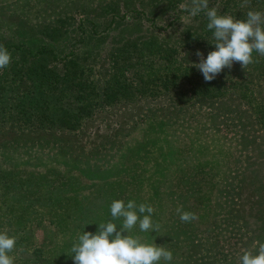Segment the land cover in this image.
Instances as JSON below:
<instances>
[{
	"label": "rangeland",
	"instance_id": "obj_1",
	"mask_svg": "<svg viewBox=\"0 0 264 264\" xmlns=\"http://www.w3.org/2000/svg\"><path fill=\"white\" fill-rule=\"evenodd\" d=\"M71 1L0 0V35L18 38L22 34L17 20L28 29L35 25L38 11L51 15L54 8ZM148 30L139 34L150 36ZM253 92L247 134L252 142L247 140L245 148L238 144V133L236 139L228 138L220 119L210 118L204 109L193 110L197 104L178 121L181 129L163 120L154 122L155 117L143 118L148 108H170L171 103L140 99L103 104L107 108L99 111L107 114L88 118L84 127L64 137L77 146L73 156L84 160L81 152L91 147L104 151L101 140L122 131L103 168L38 147L0 156V232L17 238L14 264H73L71 248L84 231L95 234L99 224L110 221L119 230L122 218L114 220L110 213L117 199L155 209L152 221L159 231L141 232L137 225L128 234L170 250V264H238L245 251L257 254L254 246L264 242V220L256 215L264 184V122L257 123L259 112H264L259 107L264 106V79L254 81ZM135 121L138 126L132 130ZM178 207L198 219L182 222ZM224 215H230L235 227H244L237 246L233 239L237 229L221 219ZM180 227L187 236L177 232ZM187 228H193L192 233ZM258 237L261 241L255 242Z\"/></svg>",
	"mask_w": 264,
	"mask_h": 264
},
{
	"label": "trees",
	"instance_id": "obj_2",
	"mask_svg": "<svg viewBox=\"0 0 264 264\" xmlns=\"http://www.w3.org/2000/svg\"><path fill=\"white\" fill-rule=\"evenodd\" d=\"M57 7L51 15L42 16L38 11L35 25L28 29L17 20L22 34L18 38H9L6 32L0 35V45L12 56L11 64L0 69V156L38 147L103 168L122 131L101 140L104 151L91 147L81 152L84 160L73 156L77 146L64 137L84 127L88 118L107 114L99 111L107 108L103 104L140 99L171 103L170 108H148L143 118L155 117L154 122L163 120L182 129L178 121L197 104L193 110L204 109L210 118L220 119L229 139H236L238 133L239 146L245 148L247 140L252 142L247 135L248 115L253 83L264 79V56L253 52L254 62L246 69L234 63L205 82L192 64L199 62L197 50L206 58L215 49L213 33L207 29L204 12L192 16L185 11L191 0H74ZM209 7H215L219 15L246 19L250 10L264 13V0H209ZM144 29H149L150 36L139 34ZM156 35L161 41L152 39ZM263 122L264 112H259L257 123ZM181 172L185 178L186 173ZM262 191L256 215L264 220V184ZM218 217H212V222ZM221 219L237 229L233 236L237 246L243 226L235 227L230 215ZM192 229L186 231L192 233ZM177 232L185 235L182 227ZM254 249L258 251L256 246Z\"/></svg>",
	"mask_w": 264,
	"mask_h": 264
},
{
	"label": "clouds",
	"instance_id": "obj_3",
	"mask_svg": "<svg viewBox=\"0 0 264 264\" xmlns=\"http://www.w3.org/2000/svg\"><path fill=\"white\" fill-rule=\"evenodd\" d=\"M185 11L192 16L204 12L208 19L207 29L213 33L211 44L215 49L209 51L206 58L197 50L199 62L192 64L202 73L205 82L215 79L225 68L231 69L234 63L246 69L254 62L253 52L264 56V13L250 10L246 19H235L231 15H219L215 7H209V0H191V7ZM11 62V53L0 45V69ZM154 211L151 205H137L134 200L127 203L114 200L110 213L114 220L122 218L119 230L118 225L110 221L99 224L95 234L84 231L72 245L73 264H170L173 258L170 250L155 243H144L139 236L128 234L137 225L141 232L159 231V225L152 221ZM176 211L182 222L198 219L195 213L183 211L182 207ZM16 239L0 232V264H14V257L9 253L15 249ZM257 248V254L245 251L238 264H264V242H257Z\"/></svg>",
	"mask_w": 264,
	"mask_h": 264
}]
</instances>
